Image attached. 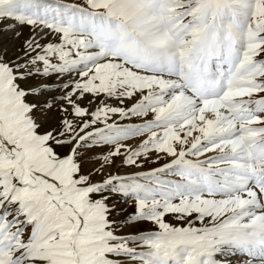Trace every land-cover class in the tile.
<instances>
[{
    "label": "snow or ice",
    "instance_id": "snow-or-ice-1",
    "mask_svg": "<svg viewBox=\"0 0 264 264\" xmlns=\"http://www.w3.org/2000/svg\"><path fill=\"white\" fill-rule=\"evenodd\" d=\"M0 264H264V0H0Z\"/></svg>",
    "mask_w": 264,
    "mask_h": 264
},
{
    "label": "rangeland",
    "instance_id": "rangeland-1",
    "mask_svg": "<svg viewBox=\"0 0 264 264\" xmlns=\"http://www.w3.org/2000/svg\"><path fill=\"white\" fill-rule=\"evenodd\" d=\"M154 166H159V165H153V164L146 163L145 170H148L149 168L154 167ZM122 171H131V169L126 168V169H123ZM145 227H148V226H145ZM124 231H131V229H125Z\"/></svg>",
    "mask_w": 264,
    "mask_h": 264
}]
</instances>
